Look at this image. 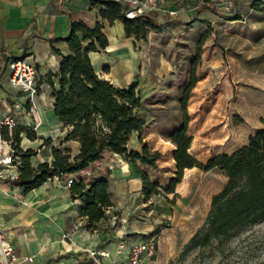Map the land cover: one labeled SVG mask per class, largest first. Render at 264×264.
Segmentation results:
<instances>
[{"label": "rangeland", "instance_id": "obj_1", "mask_svg": "<svg viewBox=\"0 0 264 264\" xmlns=\"http://www.w3.org/2000/svg\"><path fill=\"white\" fill-rule=\"evenodd\" d=\"M227 13L230 15L226 18L232 22L225 23L220 36H212L206 21L190 19L182 26L159 24L143 39L132 37L138 71L120 87L137 84L141 105L136 113L145 119L142 138L151 150L160 152L156 168L143 169L158 184L160 194L145 199L138 174L127 173L120 155L116 157L118 163H114L110 152L105 153L106 166L111 163L113 169L121 170L111 172L112 177L100 173L86 180L106 177L114 198L113 206L106 209L105 217L97 224L98 230L106 232L118 247L136 239L150 241L154 246L151 264H264V220L229 238L184 251L189 238L205 222L211 197L226 181L223 171L185 169L174 186L177 195L165 192L175 176L174 145L168 135L181 125L180 100L186 89L190 153L200 161L245 145L248 135L264 119V8L254 10L240 5ZM192 74L195 80L190 86ZM145 81L150 86L142 95ZM35 97L29 100L32 108ZM127 146L141 150L136 137H131ZM123 178L129 188L118 193L115 180ZM133 178L139 180L140 187ZM63 263L97 264L78 256Z\"/></svg>", "mask_w": 264, "mask_h": 264}, {"label": "crops", "instance_id": "obj_2", "mask_svg": "<svg viewBox=\"0 0 264 264\" xmlns=\"http://www.w3.org/2000/svg\"><path fill=\"white\" fill-rule=\"evenodd\" d=\"M191 1L162 0L159 9L150 18L157 25L171 22L182 26L190 19L206 21L212 28V36L215 33L220 36L225 23L232 22L226 18L229 13H219L210 6L209 0L193 5ZM252 1L235 0L233 11L239 9L240 5L250 7ZM169 11L175 13L170 15ZM71 20H81L89 26L96 22L102 24V32L108 38V45L101 51L88 53L100 78L120 87L138 71L135 40L125 34L120 20L109 22L102 19L100 8L91 5L90 0H0V115L10 111L15 116L17 125L35 131V139L28 138L24 132H19L18 135L22 149L30 148L37 152L29 160L33 168L42 162H51L52 146L69 150L72 157L79 151L77 141H64L66 128L54 114L51 88L44 81L51 75L54 86L58 87L56 74L61 55L69 52L68 44L63 38L68 34ZM52 46L60 53L55 52ZM20 57L34 64L37 79L41 80L34 108L26 93L12 86L9 81L8 62ZM149 86V81L143 83L142 95ZM12 133L13 129L3 132L9 138ZM131 137L138 140L137 132H132ZM44 138H51V142L43 145ZM105 153L86 169L49 178L29 191H24L22 187L13 184V181L0 185V230L19 256L32 257L31 262L21 261L19 264H65L63 261H69L75 256L88 257L97 264H109L112 260L126 257L131 244L138 239L118 247L107 238L106 232L86 229L85 218L78 214L80 201L70 196L69 188L65 185L69 177H83L87 180L100 173L112 177L111 172L121 170L113 169L111 163L106 166ZM112 155L113 162L117 164L118 154ZM120 163L125 165L124 169L128 174L133 171L136 175L132 164L122 159ZM104 167H107L106 170ZM135 179L133 178L140 187L139 180ZM115 181L114 187L118 193L126 192L129 188V182L125 178ZM111 200L114 201V198L111 197ZM64 234H68V237L64 238ZM100 252L104 254L101 255Z\"/></svg>", "mask_w": 264, "mask_h": 264}, {"label": "trees", "instance_id": "obj_3", "mask_svg": "<svg viewBox=\"0 0 264 264\" xmlns=\"http://www.w3.org/2000/svg\"><path fill=\"white\" fill-rule=\"evenodd\" d=\"M91 5L100 8V16L109 22L120 20L125 34L135 39L145 38L148 30L159 25L149 17L127 18L124 5L116 0H90ZM264 8V2L253 0L251 8ZM102 24L96 22L89 26L81 20H71L68 34L63 38L69 47L67 54L61 55L56 74L58 87L54 86L52 76L44 81L51 88L53 110L66 128L64 141L75 140L79 151L75 156L69 150L51 147V162H42L36 168L30 165V158L36 150L22 149L19 146V132L35 139V131L17 125L9 139L15 154L19 157V176L13 184L29 191L42 185L47 179L69 175L86 169L105 152L115 153L132 164L141 180V194L145 199L160 194L158 184L153 181L143 167L156 168L160 152L151 150L142 139L145 119L137 115L141 97L137 84L128 88L113 85L100 78L90 61L88 53L101 51L108 45V38L102 32ZM52 49L60 53L52 46ZM195 80L191 76L190 86ZM41 80L37 82V92ZM188 89L180 100L182 109L181 125L173 130L168 139L174 145L172 158L175 176L165 188L173 193L185 169L196 167L203 171L219 169L226 175L222 188L210 200L205 222L189 238L184 251L202 248L213 242L229 238L246 226L264 220V119L261 126L248 135L245 145L231 153H217L205 161L198 160L190 153L192 135L187 131L188 115L186 100ZM132 132H137L141 150L128 148ZM51 142L44 138L43 145ZM70 196L79 199L78 214L85 218V228L96 230L97 224L105 217L106 209L113 206L109 183L106 177H97L89 182L85 178H73L68 186Z\"/></svg>", "mask_w": 264, "mask_h": 264}, {"label": "built area", "instance_id": "obj_4", "mask_svg": "<svg viewBox=\"0 0 264 264\" xmlns=\"http://www.w3.org/2000/svg\"><path fill=\"white\" fill-rule=\"evenodd\" d=\"M121 2L127 18L151 17L159 9L162 0H116ZM169 2L171 0H163ZM212 8L219 13H227L234 8L235 0H209ZM175 11H169L174 14ZM10 84L26 93L29 100H33L37 93V72L33 63L26 58H15L8 62ZM37 111V109H35ZM17 125L12 112L8 111L0 115V185L16 180L19 176V157L15 154L10 140L3 136L4 130L11 131ZM73 178L66 179L65 185L69 186ZM64 238L68 234L63 235ZM94 254L95 252H91ZM101 255L104 252H100ZM154 254V246L148 240L138 239L133 242L124 259L112 260L109 264H151ZM21 261H32L31 256H19L13 246L6 240L0 230V264H19Z\"/></svg>", "mask_w": 264, "mask_h": 264}]
</instances>
